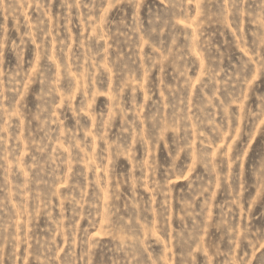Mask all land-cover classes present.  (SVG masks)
<instances>
[{
	"label": "rangeland",
	"instance_id": "1",
	"mask_svg": "<svg viewBox=\"0 0 264 264\" xmlns=\"http://www.w3.org/2000/svg\"><path fill=\"white\" fill-rule=\"evenodd\" d=\"M0 264H264V0H0Z\"/></svg>",
	"mask_w": 264,
	"mask_h": 264
}]
</instances>
